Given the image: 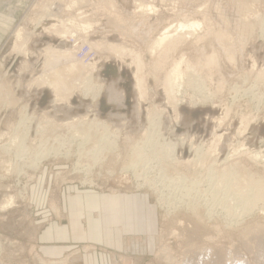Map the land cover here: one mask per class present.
<instances>
[{"label":"rangeland","instance_id":"rangeland-1","mask_svg":"<svg viewBox=\"0 0 264 264\" xmlns=\"http://www.w3.org/2000/svg\"><path fill=\"white\" fill-rule=\"evenodd\" d=\"M67 61L93 75L86 93L56 99L42 77ZM134 147L147 165H129ZM226 178L264 185V0H0V264L97 250L109 264H264V195L239 218L245 203L210 209ZM76 191L116 205L104 235L115 244L47 259L39 238L66 223L62 199Z\"/></svg>","mask_w":264,"mask_h":264},{"label":"bare ground","instance_id":"bare-ground-1","mask_svg":"<svg viewBox=\"0 0 264 264\" xmlns=\"http://www.w3.org/2000/svg\"><path fill=\"white\" fill-rule=\"evenodd\" d=\"M241 4H243V3H241ZM245 5L246 4H244L243 6H245ZM144 10L152 11L153 8L148 7V8H145ZM198 26L199 25L197 23H191L189 25L178 24L176 26V28L175 27L174 28H175V32L177 30H182V29H189L190 31H195ZM168 29H166L163 33H161L160 36L154 41L152 51H154L156 48L161 47L166 41H168L171 38V34H170V31ZM21 37H22V33L20 31H17L15 33L16 40H19ZM47 54H48L47 55L48 58L51 57L52 55L53 56L55 55L57 58H64V60H65L72 55V52L69 49L68 50H61V49L57 50V49L51 48L47 51ZM54 67L55 68L52 70V72H50V73H48L42 77V83H43V85H47L48 87H50L53 90V93L55 94L56 99L62 98L63 90H66L67 92L71 91V93L75 92V91H79V90H83L84 93H86L88 91V89L86 88V85L90 81V79L92 78L93 67L92 68L85 67V69H84V66H82L80 63L75 62V61H67V62H64V63L58 65V66H54ZM179 74H180L179 70L176 67L166 76L165 91H166L167 95H169V96L173 95V92L176 89L175 83L178 80L177 78H178ZM80 77H82V80H79ZM77 80H79V84L76 83ZM24 122H25V120L22 117V118H20V121L18 124H20V126H21V125H24ZM95 126H97V127L98 126L99 127L104 126L105 127V125L103 123H96ZM153 126H155L154 129H152L150 126L149 131L153 130L156 132L157 125H153ZM39 130L42 131V129H39ZM156 134H158V133H156ZM13 138H14L13 143L15 145H17V144L20 145L19 142L21 139L18 140L17 137H13ZM151 140H152V137L148 136L147 138H145L144 144L145 143L149 144V142H151ZM100 142H102V140ZM69 143H72V140L69 141ZM148 144H145V147H147ZM105 146H106V144H105ZM84 149H85V146L82 145V146H79L77 150H84ZM141 150H143V148H140V149H138V147L132 148V152H133L132 153V161H130L129 165H131V164L137 165V163L146 164L145 159H142V155L138 153V151H141ZM19 153H20V151H19ZM51 154L52 153H50V152L46 153V155L48 157H50ZM30 155H33V154H30ZM39 157L40 156H35L34 159L39 158ZM36 160H38V159H36ZM29 161H30L29 158L28 159H22L19 163H21L22 166L23 165L26 166L27 164L29 165L32 163V161L31 162H29ZM232 175L234 176V174H232ZM229 179L230 178L222 179L218 182V184L216 183L217 185L212 187L214 191L221 193L222 197L218 203L210 204L209 208L213 209L215 207H220L223 205V201H226V203H228L229 201H234L237 204H241V208H242V205L245 203V207L242 208V213L241 214L239 213L240 215H237L239 218V216H242L243 214L250 211L252 205H255L254 203L260 198V196L264 195V185L258 184L257 186H254L255 188H252L253 186L251 188H249L248 186L246 187L244 184L245 181H247L249 183V179H246L244 181L242 180L243 183H241V181L240 182L230 181ZM251 181H253V180H251ZM251 181H250V183H251ZM172 182L173 181L168 180L167 182H165L161 185L163 186L164 189L170 188L171 186L169 187V185L172 184ZM253 182L256 183L255 181H253ZM251 185H253V184H251ZM163 188H161V189H163ZM189 192L185 191V194H182V196L180 195L181 198L179 200L181 201V199H183L184 197L189 195ZM14 201H15L14 197L7 196L5 205L6 206H12L14 204ZM187 203H189V202H187ZM187 203H186V205H188ZM1 208H3V206H1ZM232 219H234V218H232ZM61 263L62 262H57V263H52V264H61Z\"/></svg>","mask_w":264,"mask_h":264},{"label":"crops","instance_id":"crops-1","mask_svg":"<svg viewBox=\"0 0 264 264\" xmlns=\"http://www.w3.org/2000/svg\"><path fill=\"white\" fill-rule=\"evenodd\" d=\"M62 203L66 223L48 225L38 241L39 251L45 258L65 257L79 251L86 244L105 249L115 244L114 239L104 242V235H108L109 230L107 226L118 223L117 207L112 200L95 193L76 191L73 195L68 193ZM109 204V208H106ZM105 208L103 215L100 210ZM99 252L79 254V258L72 264H109L107 256Z\"/></svg>","mask_w":264,"mask_h":264},{"label":"water","instance_id":"water-1","mask_svg":"<svg viewBox=\"0 0 264 264\" xmlns=\"http://www.w3.org/2000/svg\"><path fill=\"white\" fill-rule=\"evenodd\" d=\"M101 103L104 104V100H102Z\"/></svg>","mask_w":264,"mask_h":264}]
</instances>
